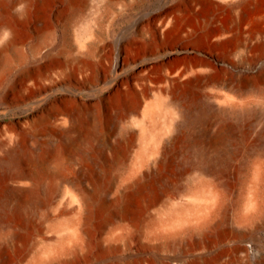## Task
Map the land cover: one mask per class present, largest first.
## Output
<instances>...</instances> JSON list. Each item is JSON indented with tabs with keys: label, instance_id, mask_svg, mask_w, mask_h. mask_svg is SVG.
Here are the masks:
<instances>
[{
	"label": "bare ground",
	"instance_id": "6f19581e",
	"mask_svg": "<svg viewBox=\"0 0 264 264\" xmlns=\"http://www.w3.org/2000/svg\"><path fill=\"white\" fill-rule=\"evenodd\" d=\"M137 1L0 0L1 104L23 114L0 122V264H212L264 219L256 0H157L104 26Z\"/></svg>",
	"mask_w": 264,
	"mask_h": 264
},
{
	"label": "rangeland",
	"instance_id": "374dc122",
	"mask_svg": "<svg viewBox=\"0 0 264 264\" xmlns=\"http://www.w3.org/2000/svg\"><path fill=\"white\" fill-rule=\"evenodd\" d=\"M174 0H170V3H172ZM129 7V8H128ZM122 14H114L116 12L112 13H106L103 18V24L105 27L109 28L110 30L118 31L121 28H125V26L128 24L127 15L142 11L144 9H150L155 10L159 7L157 4V0H138L133 5L128 6ZM251 10V11H250ZM249 10V15L255 18H260L264 15V0H256ZM257 11V12H256ZM219 14H222L223 21L225 22L227 19H225L226 16H228V10H219ZM225 12V13H224ZM124 14V15H123ZM225 15V16H224ZM259 15V16H258ZM48 28H53L51 24L47 26ZM55 27V26H54ZM33 36L24 35L23 36V42L25 43V46L28 48L32 43H34L38 37L40 36V31L38 29H33L32 31ZM60 36V37H59ZM57 38L59 41L63 39L61 30L57 27ZM11 77V80L12 81ZM14 79V78H13ZM0 122L2 126L6 122L16 121L23 117V114L20 111H16L15 113H8V109H15V107L12 108H6V106L1 104V98L4 96V91H0ZM7 115V116H6ZM34 137H31V142L34 141ZM166 218L167 216H163ZM236 243L245 244L249 249L252 247L260 248L264 251V219L260 222V225L257 229L253 230L247 237L246 241L243 242V240H237L236 242H230V243H219L214 249L213 253L210 255L209 259L211 260L212 264H218L217 257L225 252L233 250V247ZM175 249H169V248H161V249H149L148 252H152L151 254H147V257H151V263L154 262V264H175L174 257H175ZM137 253L136 247L131 249L128 253L124 254V256L130 257L131 255H134ZM178 258L181 261L189 260L192 258L191 255H188L185 250H182L180 253L177 252ZM194 258V257H193ZM255 259V260H254ZM254 262H253V261ZM250 264H257L260 262L259 259L256 257L251 256L248 260ZM240 263H244L243 261H239Z\"/></svg>",
	"mask_w": 264,
	"mask_h": 264
}]
</instances>
